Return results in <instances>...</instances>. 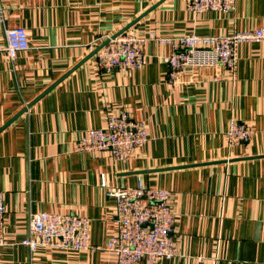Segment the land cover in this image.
<instances>
[{
	"label": "crops",
	"instance_id": "obj_1",
	"mask_svg": "<svg viewBox=\"0 0 264 264\" xmlns=\"http://www.w3.org/2000/svg\"><path fill=\"white\" fill-rule=\"evenodd\" d=\"M0 264H116L107 189L170 192L177 256L158 264H264V43L237 45L233 76L196 69L169 83L175 36H229L264 27V0L195 14L185 0H0ZM136 21V22H135ZM134 23V24H132ZM124 33L143 39L145 66L103 71L90 47ZM25 29L29 49L5 57L4 31ZM22 113V111H24ZM121 111L147 141L127 162L81 153L77 141ZM255 131L230 147V119ZM105 183L103 188L101 185ZM84 217L93 250L21 245L35 213Z\"/></svg>",
	"mask_w": 264,
	"mask_h": 264
},
{
	"label": "built area",
	"instance_id": "obj_2",
	"mask_svg": "<svg viewBox=\"0 0 264 264\" xmlns=\"http://www.w3.org/2000/svg\"><path fill=\"white\" fill-rule=\"evenodd\" d=\"M235 3L236 0H185L187 9L195 14L208 11L229 13L234 10ZM4 35V52L8 60L29 49L25 29H7ZM143 42V39L126 34L110 37L94 54L95 66L103 71L140 70L146 64L142 52ZM159 42L169 45L172 49L165 59L171 84H176L182 76L196 69L221 67L233 76L237 45L264 43V27L229 36H200L192 33L162 39ZM94 49L95 47H90V52ZM254 134L253 129L232 118L226 134L227 143L230 147L247 144ZM146 141L145 125L131 120L128 112L121 111L108 117L104 128L88 130L77 141L76 150L81 153L107 152L114 161L127 162ZM101 186L106 188L104 182ZM106 193L115 199L117 227L104 250L114 257L116 264H158L162 259L177 256L169 191L145 187L138 183L133 188L107 189ZM4 216L3 195L0 193V247L7 245L1 235ZM21 245L30 253L40 247L76 252L93 250L89 242L88 219L45 212L31 215L27 234L21 240Z\"/></svg>",
	"mask_w": 264,
	"mask_h": 264
},
{
	"label": "water",
	"instance_id": "obj_3",
	"mask_svg": "<svg viewBox=\"0 0 264 264\" xmlns=\"http://www.w3.org/2000/svg\"><path fill=\"white\" fill-rule=\"evenodd\" d=\"M136 22V21H135ZM132 24H134V23H132ZM132 24H130L129 26H127V27H125L123 30H121L120 32H118L116 35H114L112 38H114V37H116V36H118V35H121V34H124L131 26H132ZM107 43V41H105L103 44H101V45H99V46H97V47H95V49H94V51L91 53V55L90 56H93L100 48H102L105 44ZM25 112V110L24 111H22V113H24Z\"/></svg>",
	"mask_w": 264,
	"mask_h": 264
}]
</instances>
